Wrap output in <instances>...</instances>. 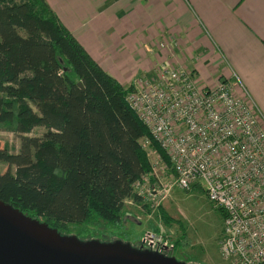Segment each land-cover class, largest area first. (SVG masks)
Masks as SVG:
<instances>
[{"label":"trees","instance_id":"trees-1","mask_svg":"<svg viewBox=\"0 0 264 264\" xmlns=\"http://www.w3.org/2000/svg\"><path fill=\"white\" fill-rule=\"evenodd\" d=\"M131 90L102 70L45 0H0V130L23 144L18 154L0 144V163L14 167L0 173V201L61 235L98 222L117 227L124 204L142 200L134 183L156 181L141 141L170 169L127 102ZM36 128L42 137L30 136ZM159 216L170 224L160 208Z\"/></svg>","mask_w":264,"mask_h":264},{"label":"built area","instance_id":"built-area-1","mask_svg":"<svg viewBox=\"0 0 264 264\" xmlns=\"http://www.w3.org/2000/svg\"><path fill=\"white\" fill-rule=\"evenodd\" d=\"M216 85L199 87L190 73L160 66L153 78L134 80L127 102L168 158L173 185L184 191L205 185L212 207L222 212L223 259L264 264V128L248 98L234 95L233 83ZM141 143L157 182L161 159L149 140ZM148 180L134 183L139 196ZM141 245L166 257L171 247L157 233H145Z\"/></svg>","mask_w":264,"mask_h":264},{"label":"crops","instance_id":"crops-1","mask_svg":"<svg viewBox=\"0 0 264 264\" xmlns=\"http://www.w3.org/2000/svg\"><path fill=\"white\" fill-rule=\"evenodd\" d=\"M124 87L163 66L202 87L239 79L264 128V0H45ZM229 81V82H230Z\"/></svg>","mask_w":264,"mask_h":264},{"label":"rangeland","instance_id":"rangeland-1","mask_svg":"<svg viewBox=\"0 0 264 264\" xmlns=\"http://www.w3.org/2000/svg\"><path fill=\"white\" fill-rule=\"evenodd\" d=\"M197 80L194 82L202 87ZM238 82L239 79L237 81L235 77L230 81L234 85L235 96H238L235 92V86L239 85ZM216 84L209 88H215ZM43 133L44 129L36 128L30 136L42 137ZM0 144L10 153L23 152L20 139L14 133L3 129L0 130ZM152 159L153 157H150V160ZM159 165L155 171L158 181L144 182L143 195H140L142 200L139 204L131 201L124 204L117 227H110L102 222L85 230L72 227L71 231L74 236L83 241L97 240L103 243L121 241L132 247L140 248L141 239L145 233H157L161 234L171 246L167 252L168 257L173 256L185 264H231L223 259L219 246L224 228L223 214L220 210L213 208L207 199L204 191L205 185H202L201 189L193 188L190 191L179 189L173 185L170 169L162 162ZM7 170L13 172L14 167L0 163V173ZM149 191H151L150 196ZM153 191L156 192V196L152 193ZM161 192L164 194L163 197L159 195ZM159 208L171 219L170 224L163 223L159 216ZM182 236L191 242L187 249L176 247L174 244Z\"/></svg>","mask_w":264,"mask_h":264},{"label":"water","instance_id":"water-1","mask_svg":"<svg viewBox=\"0 0 264 264\" xmlns=\"http://www.w3.org/2000/svg\"><path fill=\"white\" fill-rule=\"evenodd\" d=\"M78 87L83 90L79 82ZM0 264H185L114 241L79 240L0 201Z\"/></svg>","mask_w":264,"mask_h":264},{"label":"bare ground","instance_id":"bare-ground-1","mask_svg":"<svg viewBox=\"0 0 264 264\" xmlns=\"http://www.w3.org/2000/svg\"><path fill=\"white\" fill-rule=\"evenodd\" d=\"M142 144V143H141ZM144 148V147H143Z\"/></svg>","mask_w":264,"mask_h":264},{"label":"flooded vegetation","instance_id":"flooded-vegetation-1","mask_svg":"<svg viewBox=\"0 0 264 264\" xmlns=\"http://www.w3.org/2000/svg\"><path fill=\"white\" fill-rule=\"evenodd\" d=\"M145 250V249H144Z\"/></svg>","mask_w":264,"mask_h":264}]
</instances>
